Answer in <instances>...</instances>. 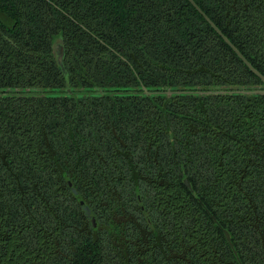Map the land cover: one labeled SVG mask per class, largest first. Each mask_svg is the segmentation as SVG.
<instances>
[{"label":"trees","instance_id":"1","mask_svg":"<svg viewBox=\"0 0 264 264\" xmlns=\"http://www.w3.org/2000/svg\"><path fill=\"white\" fill-rule=\"evenodd\" d=\"M193 1L264 76V0ZM235 86L188 0H0V264H264V95L198 93Z\"/></svg>","mask_w":264,"mask_h":264},{"label":"water","instance_id":"2","mask_svg":"<svg viewBox=\"0 0 264 264\" xmlns=\"http://www.w3.org/2000/svg\"><path fill=\"white\" fill-rule=\"evenodd\" d=\"M188 1L204 17V19L211 25V27L220 35V37L231 47V49L245 63V65L254 74H256L264 83V76L252 66V64L239 52V50L229 41V39L220 31V29L210 20V18L200 9V7L193 0H188ZM52 53H53V56L55 58L56 64L59 66L64 77L67 79L68 73H67V70H66L64 63H63L64 55H65V48H64V43H63V39L61 36H58L57 38L54 39L53 44H52ZM142 89L146 95L152 94V92L147 91L145 87H142ZM234 89H235V91H206V92L202 91V92H198V93L201 95L210 94V93H217V94L240 93V94H245V95H250V94L264 95V86H263V88H258V89H254V90H244L241 86H235ZM68 90H69V88H68ZM96 92L98 94H101V95L105 94V92L102 90V88H96ZM171 94H172V92L168 91L166 95L170 96ZM184 185L194 195V191L192 190V186L187 179H184ZM93 218L94 217H91L92 221H93ZM223 232H224L225 238L228 241L229 245L232 246L229 233L226 230H224Z\"/></svg>","mask_w":264,"mask_h":264}]
</instances>
